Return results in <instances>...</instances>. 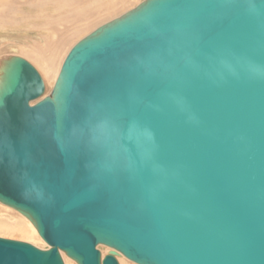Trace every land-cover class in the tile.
Segmentation results:
<instances>
[{
  "label": "water",
  "instance_id": "95a60500",
  "mask_svg": "<svg viewBox=\"0 0 264 264\" xmlns=\"http://www.w3.org/2000/svg\"><path fill=\"white\" fill-rule=\"evenodd\" d=\"M63 61L42 100L1 69L0 203L48 248L0 264H264V0H145Z\"/></svg>",
  "mask_w": 264,
  "mask_h": 264
},
{
  "label": "rangeland",
  "instance_id": "374dc122",
  "mask_svg": "<svg viewBox=\"0 0 264 264\" xmlns=\"http://www.w3.org/2000/svg\"><path fill=\"white\" fill-rule=\"evenodd\" d=\"M144 1L0 0V76L6 61L13 57L23 58L34 66L43 79L44 92L41 99L50 96L63 60L72 47L106 23L136 9ZM46 48L55 52L50 53L47 68L38 60V55L47 56ZM18 221L23 224L20 225L23 229L31 231L29 235L23 236L15 231L20 224ZM0 238L28 243L40 250L47 247L27 218L2 203ZM106 248L97 246L102 257L111 250ZM61 253L64 264H76L64 252ZM116 258L118 264H136L122 255Z\"/></svg>",
  "mask_w": 264,
  "mask_h": 264
},
{
  "label": "bare ground",
  "instance_id": "6f19581e",
  "mask_svg": "<svg viewBox=\"0 0 264 264\" xmlns=\"http://www.w3.org/2000/svg\"><path fill=\"white\" fill-rule=\"evenodd\" d=\"M43 4H44V2L42 3V6H43ZM41 6V7H42ZM49 50V48L47 49L46 48V51H48ZM50 53L51 54H53V53H55L54 51L52 52V51H48L47 53H45V55H47L48 56V58H47V56L46 57H43V56H41V55H38V57H39V63L40 64H42L44 67H46L47 65H49L50 64ZM23 59V58H22ZM36 60V59H35ZM37 61V60H36ZM33 66V65H32ZM34 67V66H33ZM48 67V66H47ZM46 67V68H47ZM56 81H57V78H56ZM56 81H55V83H54V85L56 84ZM43 95V94H42ZM42 99H44V97L42 98ZM42 99H40V100H42ZM22 216V215H21ZM24 218H27V217H24ZM28 219V218H27ZM29 220V219H28ZM30 221V220H29ZM19 222V221H18ZM31 222V221H30ZM20 224L18 225L19 227H17V228H15V231L16 232H18L19 234H21V235H23V236H26V235H29L30 233H29V231L30 230H27L25 227V229H23V227H21L20 225H23L21 222H19ZM31 224H32V222H31ZM32 226H33V228L35 229V231H36V233H37V230H36V228H35V226L32 224ZM29 229V228H28ZM31 232V231H30ZM39 235V234H38ZM98 246H103V245H98ZM105 247V246H104ZM46 248H48V247H46ZM46 248H44V249H46ZM107 249V248H106ZM61 255H62V253H61Z\"/></svg>",
  "mask_w": 264,
  "mask_h": 264
}]
</instances>
